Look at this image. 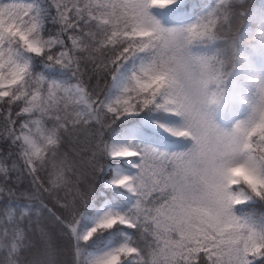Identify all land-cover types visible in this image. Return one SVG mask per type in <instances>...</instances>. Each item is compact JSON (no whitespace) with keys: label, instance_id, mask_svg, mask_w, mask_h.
Returning a JSON list of instances; mask_svg holds the SVG:
<instances>
[{"label":"snow or ice","instance_id":"1","mask_svg":"<svg viewBox=\"0 0 264 264\" xmlns=\"http://www.w3.org/2000/svg\"><path fill=\"white\" fill-rule=\"evenodd\" d=\"M264 0H0V264H264Z\"/></svg>","mask_w":264,"mask_h":264},{"label":"trees","instance_id":"2","mask_svg":"<svg viewBox=\"0 0 264 264\" xmlns=\"http://www.w3.org/2000/svg\"><path fill=\"white\" fill-rule=\"evenodd\" d=\"M254 211H256L257 213L264 212V206L256 205V206L254 207Z\"/></svg>","mask_w":264,"mask_h":264}]
</instances>
